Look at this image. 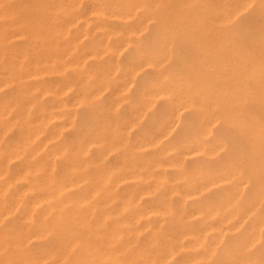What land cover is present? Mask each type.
I'll use <instances>...</instances> for the list:
<instances>
[{"label": "bare ground", "instance_id": "6f19581e", "mask_svg": "<svg viewBox=\"0 0 264 264\" xmlns=\"http://www.w3.org/2000/svg\"><path fill=\"white\" fill-rule=\"evenodd\" d=\"M132 3L130 0H118L104 5L103 1H94L89 13L95 19L113 18L126 25L132 14ZM73 4V0H0V88H5L7 93L11 84L17 88L11 99L0 98V222L15 211V205H6L2 201V194L12 181L26 180L27 190L32 192V196L36 195L21 215L28 220L27 225H0V264H168L169 249L157 231L161 221L158 210L140 205L139 197L147 192L136 190L118 195L115 189L119 181L141 179L143 176L139 169L148 170L144 176L147 178L152 174L150 169L179 167L181 155L192 162H203L195 165L194 181L184 196L199 195L195 198L198 200L209 193H219L214 202L206 205V227L202 231L213 230L218 236L221 230L210 226V219L216 220L217 226L221 227L239 224L264 205V114L260 116V110L255 112L256 106L264 110L260 103L264 97L258 99L253 86L239 83L221 85L190 75L183 79L170 78L167 72L159 70L158 81L140 87V94L146 101L154 102L161 96L169 102L168 113L158 118L152 140L159 141L176 131L173 129L176 121L173 116L198 115V118L184 124L188 128L183 127L170 136L168 148L160 147V155L167 156L165 162L157 158L149 163L137 159L133 160L131 167L122 169L95 167V162H101L107 153L117 148L113 130L107 123L88 130L87 135L92 140L81 132L78 139L70 142H66L57 129L46 134L44 126L54 116L45 113L46 110L40 112L43 106L33 94L55 95L57 90L26 87L22 82L61 72L56 65L60 69L68 65L61 61L59 40L66 34L69 24H77L79 20L86 23L84 16L75 12ZM142 30L140 24L138 30L126 27L111 31L119 33L124 42L116 48L109 47L104 40L98 43L97 49L108 53L110 62L77 76L80 80L85 77L95 81L94 88L84 86L81 99L89 100L109 86L103 87L114 72V53L128 44V35L139 34ZM102 34L106 35V30ZM80 39L81 35L75 36L69 49ZM20 40L25 41L26 46H18ZM97 49L91 50L88 56L97 58ZM150 56L145 51L136 53L129 61L130 73L135 76L147 66L156 70L159 61ZM82 62L78 59L70 65L79 66ZM127 84L124 83V87ZM65 88L66 85H61L58 92ZM247 101L249 103L244 104ZM32 108L39 110L34 116H31ZM214 125L221 128L220 135L212 143L203 141ZM11 128H16V141L2 147L1 134ZM231 130L235 136L229 134ZM47 141L55 142L57 150L49 152L44 144ZM91 145L97 146L95 159L89 156ZM143 146L140 141L137 147ZM57 156L63 163L61 180L51 177ZM12 160L18 168L7 180L8 163ZM251 183L256 187L249 197V204L244 206L239 201L245 185ZM81 188L85 192L78 193ZM65 190L68 192L63 200ZM98 197L100 200L95 204L89 201ZM36 204L42 206L41 214L34 217L30 211ZM110 205L115 208L110 210ZM164 209L172 212L169 204ZM126 211L129 216L123 217ZM150 214H157V225L150 227L149 237L138 247L140 231L135 224ZM195 214L202 215V209L194 210L191 215ZM262 225L264 216H256L250 237ZM244 246L240 250H244ZM250 264L256 263L252 259Z\"/></svg>", "mask_w": 264, "mask_h": 264}, {"label": "rangeland", "instance_id": "374dc122", "mask_svg": "<svg viewBox=\"0 0 264 264\" xmlns=\"http://www.w3.org/2000/svg\"><path fill=\"white\" fill-rule=\"evenodd\" d=\"M73 1L75 12L83 15L86 23L79 20L77 24H69L66 34L59 40L61 61L68 65L63 69L56 65V69L61 72L35 79L28 78L27 82L22 84L26 87H48L57 90L55 95L33 94L34 99L43 106L40 112L46 110L45 113L54 116L44 126L48 135L57 129L66 142L78 139L81 134L92 140L93 138L87 135L89 129L105 123L109 125L110 130H113L117 148L107 153L101 162H95V167L122 169L131 167L135 162L133 160L137 159L149 163L157 158L165 162L167 156L160 155V147L168 148L171 145L170 136L183 127L188 128L184 125L186 122L198 118V115L190 114L173 116V120H176L173 129L176 131L170 132L159 141L152 140L158 118L168 113L169 102L161 96L156 97L154 102L146 101L140 94V87L158 81L159 70L167 72L170 78L183 79L190 75L198 79H210L221 85L239 83L253 86L256 97H264V0H130L133 2L132 14L126 25L113 18L95 19L93 14L89 13L94 1H103V4L107 5L118 0ZM140 24L143 30L139 34L128 35V44L125 43V47L114 53V72L106 79L103 87L109 86L89 100L81 99L84 86L94 88L95 81L85 77L80 80L79 74L101 68L110 62V55L97 49L98 43L104 40L111 48L123 45L119 33L111 31L126 27L138 30ZM103 30H106V35L102 34ZM80 35V41L74 42L73 47L69 49L74 37ZM17 45L26 46V43L20 40ZM94 49L98 50L97 58L88 56ZM142 51L156 58L159 67L156 70L148 66L143 67L133 76L129 71V61L136 53ZM78 59L83 60L81 65H70ZM124 83H128L127 86L124 87ZM61 85H66L67 88L59 93ZM4 90L5 88H0V98L11 99L17 88L11 84L8 93ZM248 103L249 101L244 102ZM260 103L264 106V100ZM38 108L31 109V116L39 112ZM258 111L260 116L264 114L260 106L255 107V112ZM233 131L229 134L235 136ZM220 132L221 128L214 125L212 132L203 141L212 143ZM1 135L2 147L8 143L12 144L16 141V128H11ZM140 141L145 146L137 147ZM33 143L36 144V141ZM44 144L49 152L57 150L53 141ZM96 147L90 146L89 156L92 159L98 154ZM184 157L180 156L179 167L150 169L152 174L147 178L144 176L146 172L149 173L148 170L145 172V169H139L143 176L141 179L118 182L115 189L118 195L129 191H146L147 193L139 197L140 205L154 207L161 218L158 225L155 222L157 214L145 215L136 222L135 226L140 231L138 247L149 237L150 227L156 224L160 240L169 249L168 264H250L252 259L256 264H264V225L250 237L254 218L264 216V205L239 224L221 227L217 226L216 220L210 219V226L221 230L218 236L213 230L202 231L206 227V205L214 202L219 193H209L198 200L195 198L199 195L184 196L194 181L195 165L203 163L192 162ZM59 159L57 156L51 175L54 180L62 178L63 163ZM17 168L15 161L8 163L7 180ZM26 184V180H14L2 194V201L6 205H15V211L12 215L4 216L0 225L22 227L29 223L21 215L27 210L29 201L35 200L36 195L32 196ZM194 186L197 188V185ZM255 187L254 183L245 185L239 201L241 204H249V197ZM66 192L68 191L65 190L62 194L63 200ZM83 192L85 190L81 188L78 193ZM99 200L100 197L89 201L95 204ZM167 204L172 207V212L165 211L164 206ZM41 207L39 204L34 205L31 214L34 217L40 215ZM109 207L110 210L115 208L113 205ZM199 208L203 211L202 215H191ZM128 216L129 212L123 213V217ZM146 224L148 226H145ZM243 245L245 249L240 250Z\"/></svg>", "mask_w": 264, "mask_h": 264}]
</instances>
